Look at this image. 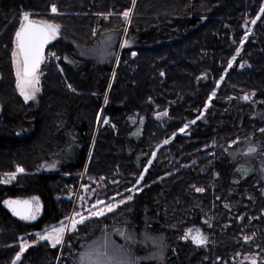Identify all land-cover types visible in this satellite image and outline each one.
I'll use <instances>...</instances> for the list:
<instances>
[{
  "label": "trees",
  "instance_id": "obj_1",
  "mask_svg": "<svg viewBox=\"0 0 264 264\" xmlns=\"http://www.w3.org/2000/svg\"><path fill=\"white\" fill-rule=\"evenodd\" d=\"M52 4L62 14H53ZM262 5L136 0L133 8L132 0H0V179L17 165L24 168L10 183L0 182V195L39 197L42 204L32 223L0 210V264H12L21 237L37 243L17 264H55L59 246L36 233L68 217L73 200L67 196L78 191L81 173L83 183L96 188L93 200L133 198L79 225L67 236L70 245L102 227L126 226L166 235L171 249L164 264H247L250 244L255 253L262 249L257 264H263ZM127 8H133L130 23L119 15ZM24 11L61 26L46 45L40 91L29 102L16 89L11 61ZM109 37L116 51L126 39L132 44L120 48L116 62L86 55ZM245 94L254 99L245 103ZM245 140L252 142L247 149L255 147L246 154L256 153L257 162L230 161L225 149ZM55 158L61 160L57 172L40 170ZM133 185L140 190L126 192ZM187 229H200L206 244L181 239Z\"/></svg>",
  "mask_w": 264,
  "mask_h": 264
},
{
  "label": "snow or ice",
  "instance_id": "obj_2",
  "mask_svg": "<svg viewBox=\"0 0 264 264\" xmlns=\"http://www.w3.org/2000/svg\"><path fill=\"white\" fill-rule=\"evenodd\" d=\"M136 0H132L133 8L135 6ZM133 8H127L122 13H119L120 16L124 19L125 22L130 23V18L133 13ZM51 12L53 14H62L58 12L57 6L55 4L51 5ZM260 13H264V5L261 6ZM104 15V14H101ZM33 14L24 11L21 13V18L19 22V26L15 31V39L13 41L14 47L12 49V63L16 70V87L20 92V95L23 96L25 101L31 100L35 98L36 93L40 90V76L38 73V69L40 67L41 62L44 59V48L45 45L49 43L50 40H55L56 37L60 33V25L50 21V20H40L33 19ZM259 18V13L257 17L251 20L252 24L256 23V19ZM127 31V29H125ZM248 37V32L245 33L244 38L241 40V44H243L244 40ZM110 39V37H109ZM130 42L126 39L123 41V45H127ZM122 45V46H123ZM241 49L238 47L236 49V54L240 53ZM54 56L55 54L52 53ZM133 56L136 55L135 52L132 53ZM236 56L234 55L228 61V67L230 68L235 61ZM243 67V64H241ZM115 76V73H113ZM223 77H221V80ZM217 85H219V81H217ZM68 87L71 89L72 86L69 84ZM74 91V89H73ZM215 96V90H213L212 94L209 96V101H211L212 97ZM242 99L250 100L251 96L248 94L243 95ZM105 103H107V96H105ZM208 105H205L207 108ZM166 116L167 112L157 113V116ZM99 119V116L97 117ZM199 119V117H197ZM105 123H107V119H105ZM191 123H195L192 121ZM188 127V124H185L183 128H180V132H184V130ZM260 131L264 132V129ZM175 135V133L173 134ZM164 143H168V140H165ZM232 143H236V141H232ZM255 151V148L249 147L248 152L252 153ZM155 155V153H153ZM149 164L152 163L151 160L148 161ZM50 167H55V165H50ZM147 171V168H145ZM24 172V168L20 165L16 166L15 172L5 173L4 178L0 179V182L10 183L13 179H15L17 173ZM144 173L140 174V177L136 180V184H140L143 179ZM82 187L87 188V185H83ZM135 185L131 189H126V192L139 191ZM196 191L202 192L203 188H197ZM120 193H117L119 196ZM132 195H127L123 199L113 200L105 204L103 200H96L95 203L87 210V215L84 214L83 211H74L71 217H65L63 221L60 222V225L54 226L52 228H46L44 232L36 233L38 240L40 241H48L50 242L53 248L58 245H62L64 243V237L67 231L77 230V226L85 223L91 217H102L107 213H112L116 210L120 205H124L126 201L132 200ZM83 199V198H82ZM5 206H7L13 213V215L20 217L24 220H34L40 210L39 197H32L30 199H8L4 201ZM225 207H228L225 205ZM118 234L125 238V240L133 241L134 237L126 233L125 231L117 230ZM193 243L197 245H205L207 242V237L201 232L200 229H187L185 234L181 237V239H189ZM245 241L249 239V237H244ZM151 242L153 245H156L161 250L163 249L162 241L157 240L156 238L144 234V239L142 243ZM37 241H28L23 237L19 240V251L16 252L15 258L12 261V264H17L18 261L21 260L22 255L25 251L32 245L36 244ZM249 259V257H245ZM79 264H140V258L134 257L131 255V251L125 249L124 246L119 245L115 246L112 251H109V241L107 235H105L104 241L100 244H97L95 247L90 248L88 251L82 252L79 258ZM251 264H257L256 259H251Z\"/></svg>",
  "mask_w": 264,
  "mask_h": 264
},
{
  "label": "rangeland",
  "instance_id": "obj_3",
  "mask_svg": "<svg viewBox=\"0 0 264 264\" xmlns=\"http://www.w3.org/2000/svg\"><path fill=\"white\" fill-rule=\"evenodd\" d=\"M40 20H48V19L40 18ZM50 21L55 22L54 20H50ZM11 22L12 21H10V24H11ZM249 32H250V29H249ZM55 40H50L48 44H51ZM13 41H14V38H13ZM48 44H46V45H48ZM131 44L132 43H129L127 45L130 46ZM122 45H123V41L121 42L118 50L116 51V49L113 48L114 40L111 38L110 39L108 38V39H105L104 41L96 44L92 49L87 50L86 55L88 57H98L99 59H109V58L114 57L115 62H116L119 50L122 47ZM44 53H45V51H44ZM12 66H13V63H12ZM13 73L15 74V78H16V70H15L14 66H13ZM38 73H39V76L41 78V71H39V69H38ZM39 88H40V85H39ZM16 89H17V87H16ZM17 91L20 94L18 89H17ZM39 91L36 93L34 99L28 100L26 102L36 101L38 94H39ZM21 97L23 98V96H21ZM23 100H24V98H23ZM251 143H252L251 140H247V141L245 140L241 143L234 144L230 148H226L225 153L228 156V158L230 159V161H232L234 163H237V162L238 163H251L253 161L257 162L258 156L256 153L255 154H249V155L246 154L247 153L246 151H248V149H249V148L247 149L246 147H248V145H250ZM253 148H255V147H253ZM60 162H61V160H59L58 158H55V159L50 160L48 162H44L40 166V170L42 172H57L59 167H60L59 166ZM53 164L55 165V167H50V165H53ZM83 179H84V173H81L79 184H78V191H75V192L73 191L72 195L68 194V196H67L68 198L72 197V200H73L71 211H70L68 217H71L74 211H83L85 214L87 212V210L90 208V206H92L94 204V202L97 200V199L96 200L91 199L92 192L96 188L91 187L90 186L91 184H89V183L84 184ZM83 185H87V188L82 187ZM32 197H34V196H31L30 198H32ZM30 198L19 197L18 195H14L10 191H5L4 193H2L0 195V210H6L7 209V206H5V204H4L5 200H8V199L25 200V199H30ZM39 203H40V210L36 216V219H34V220L22 219L24 222L32 223V222H35L39 218L41 211H42V204L40 202V199H39ZM58 226L59 225H57V227ZM50 228H52V227H49V229ZM117 230L125 231L126 233L131 234L134 237V240L133 241L125 240L124 237H122L121 235L118 234ZM71 232H73V231L72 230L67 231L65 234V237H64V243L62 245H58L59 246V254L57 256L55 264H79L80 254L82 252L88 251L92 247H95L97 244L102 243L104 241L105 235H107V237H108L109 251L110 252L112 251V249L115 246L122 245V246H124L125 249H128L131 251L132 256L140 258V264H149V263L164 264L165 261L167 260L168 252L171 249V242L168 240L166 235H164L163 233H152L145 228L133 229L131 227H126V226L102 227L100 230L93 232V233H90L88 236L83 235V236L79 237L78 239H75L74 245H70V243H67V240H66L68 234ZM145 233L156 238L157 240L162 241L163 249L161 250L156 245H153L151 242L142 243ZM245 236L246 235H243L242 241L247 242L248 240L245 241V239H244ZM37 239H38V237H37ZM189 239L191 240V237H189ZM48 243L50 244V242H48ZM257 250L258 249H257L256 245L250 244V253H247L243 257V258L249 257V259H246V258L244 259V261H246L247 264H251V259H256L257 263H259L260 259L257 256L262 251V249L258 253H255V251H257ZM262 263L264 264V262H262Z\"/></svg>",
  "mask_w": 264,
  "mask_h": 264
},
{
  "label": "water",
  "instance_id": "obj_4",
  "mask_svg": "<svg viewBox=\"0 0 264 264\" xmlns=\"http://www.w3.org/2000/svg\"><path fill=\"white\" fill-rule=\"evenodd\" d=\"M45 48H46V45H45ZM45 48H44V51H45ZM249 96H251V99L250 100H244V99H242L245 103H248V102H250V101H252L253 99H254V95L253 94H251V95H249ZM0 114H1V106H0ZM7 211H9L11 214H13L12 213V211L7 207V209H6ZM15 216V215H14ZM15 217H18V216H15ZM18 218H20V217H18Z\"/></svg>",
  "mask_w": 264,
  "mask_h": 264
},
{
  "label": "built area",
  "instance_id": "obj_5",
  "mask_svg": "<svg viewBox=\"0 0 264 264\" xmlns=\"http://www.w3.org/2000/svg\"><path fill=\"white\" fill-rule=\"evenodd\" d=\"M72 193H73V191L70 189V190H69V195H72Z\"/></svg>",
  "mask_w": 264,
  "mask_h": 264
}]
</instances>
